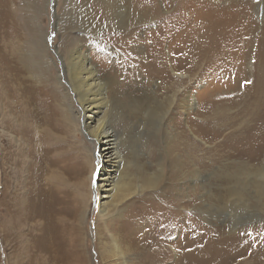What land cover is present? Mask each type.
<instances>
[{
  "label": "rangeland",
  "instance_id": "rangeland-1",
  "mask_svg": "<svg viewBox=\"0 0 264 264\" xmlns=\"http://www.w3.org/2000/svg\"><path fill=\"white\" fill-rule=\"evenodd\" d=\"M101 1H1L0 10L2 7L14 12L7 9L8 17L3 14L0 17L3 18L0 19V43L19 41L22 58L12 63L20 68L21 79L32 91L24 97V105L28 109L26 118L29 123H38L30 125L34 132L26 131L30 136L22 134L10 123L20 122L21 91H16V98L12 95L6 101H0V264H66L68 262L53 259L59 255L64 257L63 254L68 255L70 264H79L80 261L81 264H110L111 235L118 231L113 228L121 230L125 239L121 246L125 248L124 243L130 241V234L140 237L134 225L124 224L127 213L144 207L151 211L142 217L143 224L138 231H144L149 227L146 224L149 217L154 224H161L154 222L151 214L154 211L157 214L163 208L161 206L165 207L169 198L184 200L185 203L174 202L165 208L168 210L167 226H174L176 217H186L187 223L196 221L195 228L201 232L202 244L189 247L184 256L185 264L214 260L217 247L222 250L220 259L225 264H264V203H256L253 198L256 194L250 187V183L262 178L259 175L264 172V167L262 172L256 173L252 166L258 167L264 161V0H212L221 7L249 6L246 19L249 26L252 23L248 55L242 75L236 76L237 85L217 87L210 74L199 75L200 68L194 61H184L180 72L174 70L170 63V47L166 43L161 49L163 61L155 60V64L148 67L149 71H137L133 61L130 64L126 60L127 50L134 51L135 59L144 64L147 46L153 38H144L143 42L141 37L157 29L155 18L138 14L134 24L124 23L126 9L112 14L104 7L105 1ZM174 2L167 5L165 0H157L160 13L173 11L177 7ZM102 3L105 18L101 26L94 27L90 21L91 12ZM147 8L138 12L144 14ZM115 17L123 19L116 21ZM129 29L131 34L127 32ZM137 29L139 34H136ZM8 30L11 36H8ZM123 33L128 36V45L120 46L118 41V50L111 48L112 36ZM124 45L131 46L125 50L127 47ZM76 48L83 51L91 48L89 53L99 63L103 77L115 78L116 85L107 91H112V97L118 99L109 104L104 128L114 130L120 152L127 159L122 175L131 177L135 163L149 166L152 172L147 181L139 173L136 185L117 194L116 199L121 200L124 195L137 191L116 205H113V200L107 202V212H102L105 199L101 197L110 185L106 183L103 189H98L101 177L94 175L99 166L100 152L93 133L84 125L81 99L85 97L76 94L63 67L65 59H69ZM116 60L122 62L114 69ZM128 69L135 73L132 75ZM3 70L1 66L0 71ZM151 73L154 77L149 75ZM143 74L149 78L145 79ZM3 79L13 85L10 77ZM3 91L4 82L0 80V96ZM20 145L25 147L24 152ZM252 157L257 160L251 161ZM195 167L200 169L197 175L192 174ZM107 169L112 170L109 166ZM234 169L238 170L237 174ZM92 170L94 176L91 177ZM228 175L238 176L235 182L250 200L247 204L238 202L220 210L215 197L220 191L227 196L222 178ZM126 182L124 178L121 185ZM177 211L183 213L180 215ZM45 222L53 223L51 227H56L54 230L56 234L59 232L57 237L60 238L53 245L51 239L48 240L49 252L44 253L38 232ZM122 223L124 229L120 228ZM178 228L176 225L171 237L165 241L168 251L166 264L179 260L180 253L175 246L182 238ZM187 233L188 239H192L189 231ZM61 236L64 237L63 243L69 241L66 245L61 244ZM147 248L149 246L140 245L137 251H132L130 264H138L139 252ZM43 257L47 261H42ZM117 264H123V261L119 260Z\"/></svg>",
  "mask_w": 264,
  "mask_h": 264
},
{
  "label": "bare ground",
  "instance_id": "bare-ground-1",
  "mask_svg": "<svg viewBox=\"0 0 264 264\" xmlns=\"http://www.w3.org/2000/svg\"><path fill=\"white\" fill-rule=\"evenodd\" d=\"M1 1L2 0H0V4H1ZM104 1H105V5H106L104 7H107L106 9L108 10V12H111L112 14L113 13L115 14L119 9L121 10V12L123 11V9L124 10L126 9L125 13L127 15H126V17H124L125 19H123V17H118V18L115 17L116 21L119 19L121 20V18H122L124 23L130 22L132 25V24H134V20H135L134 18H136V16H138V14L142 17H145V18H148V16L149 17L153 16L155 18L154 23H156L157 29H155L154 31H148L147 36H146V34H147L146 33L143 37H141V40H143V42H145L144 38L145 39L147 38L148 40L149 39L152 40V38H153V40L151 41L152 43H149L147 46L146 53L144 56V57H146L145 58L146 61L143 62L144 63L143 65L139 62V60L135 59V56L133 54L134 51L132 53V51L127 50L128 47H130L133 44V42L128 47L124 45L125 47H127L125 50L128 51L127 52L128 59H126V60H127V62L129 61L130 64L132 63L131 61H133L134 67L137 71H140L141 73H143V71L145 72L146 70L149 71L150 68H148V67L150 65H154L155 60L163 61V55L161 53V49H162V45L164 43H166L170 47V50H169L170 51V61H171L170 63H172L174 65L173 66L174 70H177L180 72L181 65H182V63H184V61H186V60L194 61L196 63L195 66H197V68H200L199 75L201 76V75L210 74L212 76V79L214 78L213 84L215 87L220 86V85L222 86L223 84H226V85L232 84L234 86L237 85V82H236L237 77L236 76H240L243 73V70H244L243 66L246 63V59H247V55H248V47H249V43H250L249 32L251 30L252 23H250V26H249V24L247 23V19H246L247 18L246 17L247 16V7H249V6L239 5L235 8L221 7L218 5V3H215V1H212V0H188L187 2H176V0H165L167 5L170 2L175 1L174 3H176L177 7L173 11H171L167 14H161L159 11V8L157 6V0H104ZM99 2H102V1L99 0ZM99 4H96V5H99ZM103 5L104 4L102 3L101 4L102 7L100 6L99 8H97V7L93 8V10L91 12L92 17L90 19H92V20H90V21L94 25V27L101 26L102 22H103V18H105V11L102 10V8L104 9ZM146 6H148L147 12H145L144 14H142L143 12L142 13L138 12L140 10H143ZM7 7H8V5H7ZM7 9H9V8L3 9L1 7L0 17L2 14L5 15L6 18L8 17ZM9 10H10V13L14 12V10L12 11V9H9ZM107 10H106V14H107ZM110 16L114 20V17L112 15H110ZM0 19L2 20L3 18H0ZM109 19H110V17H109ZM146 23H147V21H146ZM132 27L135 28V26H132ZM131 29H129V31L127 30V32H129L130 34H131V32H130ZM138 30L139 29H137L136 34H139ZM247 30H248V32H247ZM9 33H11L10 30L7 31V34H8V36L9 35L11 36V34H9ZM133 34H134V32H133ZM124 37H125L124 33L121 36L113 35L112 39H111L113 41L112 42L113 47H111V48L118 50L116 48L118 45V41L120 42L119 43L120 46L123 44L128 45V41H129V40H127L128 36L125 37V41H124ZM138 39H140V38H138ZM136 43H137V41H136ZM1 44H5V46L3 47ZM20 49L21 48L19 46V41H17V42L14 41L13 43H6V42L0 43V64H1L0 67L2 66V68L4 69L3 71H0V80L4 82V91L0 96V101H3V100L6 101V98H9L12 95L15 96L17 94L16 91H21V93H19V97H21L22 105H21L20 111H18V112H20V122L15 124V123H12V121H11L10 123L12 124V126H16L17 127L16 129L19 132H21L22 134L24 133V134L30 136L31 134L27 133L26 131H29L30 133L34 132V131H32L30 125L36 126V124L38 122L36 121L37 123L34 125L33 123H29L27 118H26V115L28 113V109L24 105V97L26 96V94L31 93L32 91H30L31 88H26L23 80L21 79L22 74H20V72H21V71H19L20 68L16 64L12 63L13 61H16L17 58H22ZM89 51L92 52L91 48H89L88 51H83L82 48H76L75 51L72 54H70L69 59H65L66 60L65 65L63 67H64V71L68 74L69 83L76 90V94H78V96H80V97L81 96L85 97L84 99H81V106H82L83 117H84V125L90 131V133L91 132L93 133L92 135L95 137V139L97 141V146L99 147L98 149L100 152V154L98 156L99 166L97 168V171L95 173L94 170H92L90 176L92 177V175H93L92 173L94 172V175L96 174V178H99V176L101 177V179H100L101 185L98 187V189H103L105 187L106 183H109V185H110V189L103 191L104 195L101 197L102 200L105 199V201L102 203V207H103L102 212H105V211L107 212L108 211L107 210V207H108L107 202H109L110 200H113V205H116V204L120 203L122 200L128 199L131 196V194H133L137 191L136 190L132 193L124 195L123 197H121V200L116 199L117 194H121L122 191L126 190L127 188H132L136 185V182L139 181L138 180V178L140 177L139 173H141L143 177L147 178L146 179V181H147L150 178V175L152 172L149 171V169H150L149 166L146 165L147 166L146 167V166H142L141 164L135 163L134 173H131V177L128 175H122L123 174L122 170H123V167L125 166V164L127 163V159L120 152L119 143L117 142L118 141L117 138H115L116 136L114 134V130L110 131V129L104 128V126H105L104 117L108 114L107 112H109L108 111L109 104L111 102H113V104H114L116 102V99H118V98L115 99L114 97H112V95H113L112 91H109V90L107 91V89L109 87H111L112 85H116V83H114L115 78L113 80L112 79L113 77H110V76H107L105 78L103 77L104 74L102 73V70H101V67L99 66V63L91 57V54L89 53ZM94 51H93V53H94ZM7 52H8V54H7ZM59 53H60V51H59ZM179 58H180V60H179ZM124 61H125V59H124ZM121 62H122L121 60L114 61V63H113L114 69H116V67ZM102 68H103V66H102ZM5 70H7V72H4ZM128 70L132 75L135 73V71L133 69H128ZM245 71H246V69H245ZM114 73H112V74L114 75ZM147 74H143V77L145 79L149 78V75H152L153 73H151L149 75H147ZM5 76L10 77L11 80H13L12 81L13 85L7 84L5 82L6 80L3 79ZM57 78H59V77H57ZM9 81L10 80H8V83H10ZM16 96H15V98H16ZM28 97L35 99V97H30V95ZM66 97H67V95H65V98ZM37 100H38V94H36V101ZM37 104H38V102H37ZM136 106H138V105H136ZM137 108H139V107H137ZM47 110H49V109H47ZM134 110H135V108H134ZM49 112H51V110H49ZM125 117H127V115ZM32 120H34V119L32 118ZM35 130H37V129H35ZM22 134H21V136H22ZM23 136H25V135H23ZM23 145H24V143H23ZM19 148L23 151V148H25V147L20 145ZM230 150H232V149H230ZM238 151H239V149L237 150V152ZM250 160L256 161L257 159L255 157H252ZM242 162H243V159H242ZM107 165L109 167H111L112 170L107 169V167H108ZM252 166H253V169L255 172L256 171L262 172L263 167H264V161H262L260 166H258V167L254 166V165H252ZM245 168H246V166H245ZM35 169H36V167H35ZM237 169H238V167H237ZM250 170L253 171L252 169H250ZM235 171H236L235 173L237 174L238 170H235ZM199 173H200V169L195 167L194 172L192 174L197 175ZM239 173H240V175H242L241 172H239ZM246 175H248V174H246ZM153 176H155V175H153ZM185 176H187V175H185ZM259 176H261L262 178H260V179L259 178H257V179L253 178L254 180L251 183H250V181H248V180L247 181H248V183H250V185H251L250 187L253 188L254 194H256V196L253 197L255 199L256 203L257 204L261 203L263 205L264 201L262 200V196L264 193V191H263L264 172L262 174H260ZM217 177H219V176H217ZM124 178L127 180V182L124 183L123 185H121V182ZM220 178L221 177H219V179ZM236 178L238 179V176H236V175H231V176L228 175L227 177L222 178L223 184L226 186V188L224 190H226L227 196L222 195L221 191H220V194L216 195V197H215V198H217L216 204L220 210H226V207H228L229 205L232 206L234 204H237L238 202L241 204H243V203L247 204L248 201L250 200L248 198L246 199V196L243 194L241 188L236 183L237 181L235 182ZM244 179H242L243 182H244ZM216 184H218V183L216 182ZM242 184H244V183H242ZM146 186H147V184L145 185V187ZM218 187H220V186H218ZM98 189H97V191H98ZM37 191H38V189H37ZM37 191L35 193H37ZM31 192H32V190H31ZM45 193H47V192H45ZM211 193L212 192H210V194ZM254 194H252V195H254ZM31 195H33V194H31ZM42 195L43 194H41V196ZM99 196H101V195H98V197ZM28 198H29V196H28ZM166 202L167 203H165V207L161 206V207H163V208H161L159 206V208H161V209L157 211V214H155L156 213L155 211L151 214L153 221L154 222L155 221L161 222V224H157V223L154 224L153 222L150 221V217H149L148 218L149 223L148 222L146 223L147 226H149V227L146 226L147 229L144 231H138L141 224H143L142 223V217H143L145 212L150 213L151 211L149 212L148 210H146V207H144L141 210H137V211L130 210L127 213L124 224L128 225V222H129L130 224L134 225L136 232L140 235V237L137 238L138 236L136 237L135 235L130 234L129 235L130 241H127L126 243H124V244H126L125 248L121 246V242L125 241V239H123L122 233L120 232L121 230L119 228H113V230H118V231H117V233H112V235H111V241L110 242H111L112 248L111 249L108 248L111 255H112L110 264H117V262H119V260H122L123 264H130V262L133 261L130 257L131 256L130 254L132 253V255H133L134 252H132V251H135V250L137 251L138 248L140 247V245L141 246L147 245V246H149V248H147L142 253L139 252V257L137 256L138 257V264H166L168 251L165 247V241L171 237V235L174 232V227L176 225H178V227L181 230L182 241L179 240L176 242L177 244H176L175 248L177 249L176 251H178L180 253V257H179V260H177L174 264H185L184 263V256L186 257V254L188 252L189 247L192 246L193 244H202V238L200 236L201 232H200L198 227L195 228L194 223H197V222L194 221V223H187L186 217H184V218L176 217L175 223H174L175 225L168 227L167 226V224H168V210H166V209H168V207L171 206L174 202H177V203L183 205V203H185V201L179 200V199L169 198L166 200ZM149 204L151 206L154 205L153 203H150V202H149ZM19 209H20V207H19ZM180 212H182V211H180ZM180 212L177 211V214L181 215L183 213V212L182 213H180ZM171 214H173V213H171ZM36 218H38V217H36ZM155 218L157 220H155ZM33 219H35V218H33ZM161 220H163L164 222H162ZM51 223L52 222H45L44 226L39 227L40 232H38V233L40 235L41 251L44 253L49 250L48 240L51 239V243L53 245V244L57 243L58 238H60V237H57L58 236L57 234H59V232L56 234V230H54L56 227H54V228L51 227L53 224V223L52 224ZM36 226H37V224H36ZM160 227H163V228H160ZM230 227H231V225H230ZM120 228L124 229L123 223L120 226ZM179 228H178V230H179ZM196 229H197V231H196ZM226 230H227V228H226ZM188 231H189V234H190L192 239H188V233H187ZM205 231H207V230H205ZM214 237L215 236H213L212 238H214ZM63 238L64 237L61 238L62 240H60V242H62L61 244L66 245V243L69 241H65V243H63L64 242ZM219 238H220V236H219ZM35 247H36V245H35ZM148 249H150V250H148ZM27 251H29V250H27ZM210 251H211V248H210ZM215 251H216V255H217L216 258H214L215 261L214 260H205L203 262V264H225L224 261L220 259L221 257H223L221 254L222 250L219 247H217L215 249ZM42 252H41V254H43ZM28 255H29V253H28ZM63 256L64 257L59 255L53 259H56L57 262L62 261V262H68L66 264H70L69 259H68V255L63 254ZM75 256H77V255H75ZM177 257H178V255H177ZM48 258H49V256H48ZM78 258L82 259L81 257H78ZM107 258L109 259V257H107ZM35 259H36V257H35ZM50 259H49V261H50ZM176 259L177 258H175V260ZM70 260H71V258H70ZM42 261H47V259L44 258ZM74 261H75V259H74ZM36 262H38V261H36ZM71 262H72V260H71ZM28 263L29 262H27V264ZM76 263H78V262H76ZM40 264H41V262H40ZM79 264H81V261Z\"/></svg>",
  "mask_w": 264,
  "mask_h": 264
},
{
  "label": "snow or ice",
  "instance_id": "snow-or-ice-1",
  "mask_svg": "<svg viewBox=\"0 0 264 264\" xmlns=\"http://www.w3.org/2000/svg\"><path fill=\"white\" fill-rule=\"evenodd\" d=\"M247 83H251L250 81H248Z\"/></svg>",
  "mask_w": 264,
  "mask_h": 264
}]
</instances>
